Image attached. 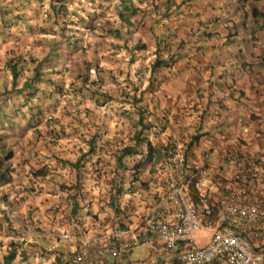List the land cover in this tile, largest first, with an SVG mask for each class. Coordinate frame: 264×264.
<instances>
[{
  "label": "rangeland",
  "instance_id": "obj_1",
  "mask_svg": "<svg viewBox=\"0 0 264 264\" xmlns=\"http://www.w3.org/2000/svg\"><path fill=\"white\" fill-rule=\"evenodd\" d=\"M118 12L117 0H0V159L11 168V181L0 185V264L12 243L10 264H63V252L78 249L62 236L81 216L63 200L67 194L76 193L85 227L98 220L93 198L115 200L110 180L121 179L126 200L157 187L152 179L150 191L146 176L155 174L169 147L160 129L167 116L152 108L146 81L158 76L150 71L157 36L136 30V11L124 12L127 22ZM138 118L158 123L143 130L158 154L136 168L146 185L129 190L139 157L116 156L132 144ZM170 147V156L182 153L181 145ZM143 250L130 259H142Z\"/></svg>",
  "mask_w": 264,
  "mask_h": 264
},
{
  "label": "crops",
  "instance_id": "obj_2",
  "mask_svg": "<svg viewBox=\"0 0 264 264\" xmlns=\"http://www.w3.org/2000/svg\"><path fill=\"white\" fill-rule=\"evenodd\" d=\"M142 6L137 10L141 29L157 36L159 48L164 43L170 49L162 57L175 60L168 71H159V87L149 94L154 111L167 116L161 133L166 142L187 146H182L185 161L210 174L212 196L246 186L248 196L264 199V0H145ZM205 131L208 135L187 144ZM149 185L151 191L153 180ZM135 193L139 199L113 200L119 213L102 196L93 198L97 222L86 224L88 218L80 216L78 223L87 221L89 231L96 227L102 235L117 219L134 226L150 201L148 190ZM69 239L78 243L75 236ZM252 242L264 244L262 236L252 235ZM144 250L148 263L174 264L168 252ZM130 255L104 264L141 260Z\"/></svg>",
  "mask_w": 264,
  "mask_h": 264
},
{
  "label": "built area",
  "instance_id": "obj_3",
  "mask_svg": "<svg viewBox=\"0 0 264 264\" xmlns=\"http://www.w3.org/2000/svg\"><path fill=\"white\" fill-rule=\"evenodd\" d=\"M152 179L157 187L134 226L115 221L102 235L96 227L91 232L72 222L62 236L75 235L78 249L63 252V264H104L139 248L168 252L174 264H264V244L252 242V235L264 240L259 195L248 196L240 186L212 196L210 174L182 153L165 157ZM136 264L151 263L145 257Z\"/></svg>",
  "mask_w": 264,
  "mask_h": 264
},
{
  "label": "trees",
  "instance_id": "obj_4",
  "mask_svg": "<svg viewBox=\"0 0 264 264\" xmlns=\"http://www.w3.org/2000/svg\"><path fill=\"white\" fill-rule=\"evenodd\" d=\"M59 1V0H57ZM120 7L123 10H130L133 11L134 7L131 4V0H118ZM118 17H120V14H118ZM162 47L161 49H163L165 53L168 54V52L170 51V49L168 47L165 46L164 43H162ZM166 47V48H165ZM165 48V49H164ZM175 50L176 53H178V46H175ZM170 61V58H155L153 64L150 67V71L153 73H155L158 69V71L160 69H162L163 67H167L168 66V62ZM11 74H12V82L14 81V79L16 78V70L15 68H11ZM147 81V85L150 88H153L152 90L150 89V91L153 93L154 91H156V88L159 87V81L160 78H156L153 77L152 75L148 77V79H146ZM25 83V82H24ZM111 96V95H109ZM163 113V112H162ZM151 124H147L146 122H143V120L141 118H138L136 120V122H133L132 126L136 127V130L132 132V136H131V141L132 144H128V145H124L122 146L118 151V155L116 156L117 161H120L121 158L123 157H129L130 159L133 158V155H138V160L136 162V164L133 165V173L131 174L130 178L128 177V179L131 180V182L128 185V189L129 190H133L135 188V184L139 183L140 186H145L146 182H143L139 177H137L136 175H138V171L136 168H141L143 167L146 163H150L152 162V160H154V156L157 153L158 150H156L147 139L145 133L143 132V130L145 131H151L152 129H157L158 127V123H156L155 119L153 118L152 120H149ZM137 126H139V128H137ZM163 127H161L160 129L162 130ZM135 129V128H134ZM160 131V130H159ZM202 135H208V131L205 132H201V133H195V135L191 136V139L189 142H187V144H191L193 142H196L199 140V137ZM94 142V138H90L89 143H93ZM170 145H174L173 143H168L167 148L163 149V156H170L171 154V147ZM185 145L182 143V146ZM9 152H7V154L5 155V157H8ZM183 159L185 160L184 156ZM4 160V158L0 159V185L3 184H7L11 181V168L9 166V164L6 165H2V161ZM142 169V168H141ZM94 170L100 171V168L98 169L97 167L94 168ZM137 171V172H136ZM99 173V172H98ZM123 179L124 177H122V185H123ZM121 180V179H120ZM119 180V181H120ZM129 180V181H130ZM152 180V178L150 179V181ZM115 182L114 180L111 181L110 180V185H114V186H109V188L114 190V193L111 197V199L115 198V202L117 203V199L118 197L124 195L123 193L121 194V184L120 182ZM63 200L66 201V203L72 205V212H74V214H78L81 215V209H80V204L77 200V196L76 193H71V194H67L63 197ZM113 201H110V205L113 206V204L115 203ZM117 205V206H116ZM115 206H113V209L116 213L121 212L120 208L118 207V204H116ZM123 208L125 209V207L123 206ZM90 213V212H88ZM82 216V215H81ZM116 222L122 223L120 221V219H117ZM122 227L123 225L120 224ZM125 227V226H124ZM16 244H10L8 250L6 251V254L2 257V263L3 264H10L11 262L14 261L15 256H16Z\"/></svg>",
  "mask_w": 264,
  "mask_h": 264
},
{
  "label": "clouds",
  "instance_id": "obj_5",
  "mask_svg": "<svg viewBox=\"0 0 264 264\" xmlns=\"http://www.w3.org/2000/svg\"><path fill=\"white\" fill-rule=\"evenodd\" d=\"M144 1L145 0H131V4L133 5V7H134V10L133 11H128V10H124V11H122V8L120 7V5H119V2H118V0H117V3H118V8H119V12L117 13V18H119L120 20H124V21H126L127 22V18H126V16H124V12L126 13V12H128V13H131L130 15H129V17H131V16H133L134 15V11H136L137 12V9L139 8V5H142L143 3H144ZM138 4V5H137ZM145 6V5H144ZM167 10V9H166ZM166 10H164V13L166 12ZM255 13V9L252 11V14H254ZM118 14H120V17H118ZM179 15L181 16L182 15V12L180 11L179 12ZM128 20H129V18H128ZM140 20H141V18H140ZM133 20H131V22H132ZM139 28H137V29H140V30H142V31H145V30H147L145 27L143 28V29H141V24H140V21H139V23H138V25H137ZM145 29V30H144ZM148 31V30H147ZM155 43V42H154ZM152 50H156V52H154L153 54L155 55V58L157 57V58H166V57H168V56H170V55H166L165 57H162V52H163V49H161V47L159 48L158 47V43L156 42L155 43V46H154V48L152 49ZM154 58V59H155ZM168 58H170V61L168 62V66L167 67H163L162 69H160V70H163V69H165V70H167L168 71V68H170L172 65H173V63H174V58H173V56H170V57H168ZM167 58V59H168ZM154 59H153V62H154ZM176 59H177V56H176ZM153 62L150 64V67H151V65L153 64ZM159 69V68H158ZM158 69H157V71L154 73L155 75L157 74L158 76L156 77V78H160L161 76H162V74H160L159 73V71H158ZM174 144V143H173ZM182 146V145H181ZM183 148V147H182ZM183 151H184V148L182 149V155H183ZM181 153V152H180ZM184 156V155H183ZM147 196H148V194H147ZM124 227V226H123ZM75 236V235H74ZM76 237V236H75ZM77 238V237H76ZM77 241H78V243L77 244H79V239L77 238L76 239Z\"/></svg>",
  "mask_w": 264,
  "mask_h": 264
}]
</instances>
